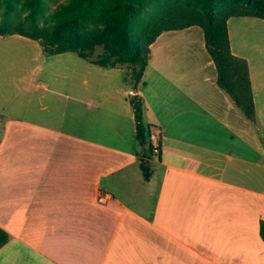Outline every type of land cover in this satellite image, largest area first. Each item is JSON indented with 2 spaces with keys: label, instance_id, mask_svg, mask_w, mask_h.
Segmentation results:
<instances>
[{
  "label": "crops",
  "instance_id": "crops-1",
  "mask_svg": "<svg viewBox=\"0 0 264 264\" xmlns=\"http://www.w3.org/2000/svg\"><path fill=\"white\" fill-rule=\"evenodd\" d=\"M249 17H231L228 30L248 62L255 120L218 85L200 26L199 48L187 47L197 25L158 36L138 91L120 68L93 63L100 68L76 93L36 85L71 116L0 113V226L11 236L0 264H264V80L238 30ZM136 92L144 123L160 133L159 155L136 137Z\"/></svg>",
  "mask_w": 264,
  "mask_h": 264
},
{
  "label": "trees",
  "instance_id": "trees-1",
  "mask_svg": "<svg viewBox=\"0 0 264 264\" xmlns=\"http://www.w3.org/2000/svg\"><path fill=\"white\" fill-rule=\"evenodd\" d=\"M25 3L29 10L22 14L14 0H0V37L19 34L39 41L47 54L75 52L102 67L126 66L134 91L144 83L151 45L158 36L200 26L216 65L218 85L248 119L255 120L248 62L231 50L228 20L239 16L264 19V0H67L54 8L47 6V0ZM46 9L50 10L51 23L41 21ZM98 46L102 51L94 57ZM130 102L136 137L141 145H148L151 155V125L144 123L143 97L136 92ZM142 168L144 177L150 179L151 169L145 165ZM260 235L264 240V220ZM10 239L8 231L0 226V249Z\"/></svg>",
  "mask_w": 264,
  "mask_h": 264
},
{
  "label": "rangeland",
  "instance_id": "rangeland-1",
  "mask_svg": "<svg viewBox=\"0 0 264 264\" xmlns=\"http://www.w3.org/2000/svg\"><path fill=\"white\" fill-rule=\"evenodd\" d=\"M67 0H47V6L54 8L58 3L66 2ZM15 4L19 6L20 12L26 14L29 10V5L25 3V0H14ZM50 10H45V15L42 16V23L52 19L49 16ZM47 18V20H44ZM236 20H241L237 18ZM243 20L244 23L239 26L238 30L243 34H247V44L250 46L252 63H256L257 69H255V75L260 81L264 80V70H260V67L264 66V20L255 17H249ZM262 24L261 26L255 24ZM197 30H202L200 27L188 31V37L190 43L188 48L193 51V48L199 46L194 44L196 39L195 33ZM245 38V37H244ZM183 43L177 44L178 47H185L186 37L184 35L182 39ZM102 51V47L98 46L93 53L96 57ZM188 52L187 62H190L192 55ZM45 57L48 59L46 60ZM94 72V68H100L94 65L89 59L80 57L75 52H64L62 54H47L44 52L42 45L39 41L30 38L23 37L21 35H6L0 37V113L26 117L29 119H35L36 121L52 120V118L58 115V113L66 112L67 116H71L69 112L72 106L64 107L65 101L60 98L58 100L57 95L47 92L42 93L36 85L38 81L48 82L55 88L59 87L61 91H70L76 93V86L80 87L84 85V79L87 74ZM120 68V77H124V74H128L127 67ZM75 76H73V72ZM127 72V73H126ZM91 79V78H88ZM74 81L73 89L69 90V81ZM94 81L90 80V83ZM264 91H259L257 94V106L261 112L262 98ZM64 102H62V101ZM46 106L45 108H41ZM64 108V109H63ZM261 115V113H260ZM61 117V115H58ZM262 116V115H261ZM56 120V119H55ZM66 126L69 125L66 121ZM1 123V121H0ZM260 126L253 124L254 140L261 141L263 136L259 130ZM149 138V137H148Z\"/></svg>",
  "mask_w": 264,
  "mask_h": 264
},
{
  "label": "built area",
  "instance_id": "built-area-1",
  "mask_svg": "<svg viewBox=\"0 0 264 264\" xmlns=\"http://www.w3.org/2000/svg\"><path fill=\"white\" fill-rule=\"evenodd\" d=\"M149 140L153 154L158 155L161 152L162 142L160 139V133L157 129L150 130ZM99 200L103 202L105 200V197L102 195L100 196Z\"/></svg>",
  "mask_w": 264,
  "mask_h": 264
}]
</instances>
